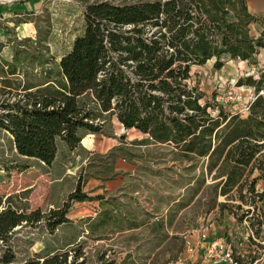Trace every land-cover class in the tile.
<instances>
[{
  "label": "trees",
  "instance_id": "1",
  "mask_svg": "<svg viewBox=\"0 0 264 264\" xmlns=\"http://www.w3.org/2000/svg\"><path fill=\"white\" fill-rule=\"evenodd\" d=\"M256 24L262 31L253 36ZM11 41L14 60H0V129L18 155L49 166L59 145L77 149L85 134L116 118L142 136L131 146L159 150L173 166L205 159L198 187L202 173L212 174L214 201H226L217 206L228 208L235 223L249 219L264 241V190L257 189L264 181V71L237 81L254 94L245 115L207 96L191 75L212 59L216 71L226 58L255 63L264 49V16L251 15L245 0H96L85 7L81 35L56 63L38 52L39 35ZM121 152L114 148L108 158L130 159ZM86 200L78 182L64 207L47 216L5 206L0 245L17 227L45 223L54 232L69 222V204ZM13 262L11 250L0 257V264ZM18 264H87V256L73 244Z\"/></svg>",
  "mask_w": 264,
  "mask_h": 264
},
{
  "label": "rangeland",
  "instance_id": "2",
  "mask_svg": "<svg viewBox=\"0 0 264 264\" xmlns=\"http://www.w3.org/2000/svg\"><path fill=\"white\" fill-rule=\"evenodd\" d=\"M95 1L0 0L2 4L25 3L15 12L22 17L13 20L23 24L12 27L13 36L32 41L30 38L36 40L39 35L38 52L55 63L81 35L85 7ZM250 34H256L251 27ZM1 39L6 37L0 30ZM212 61L192 69L194 83L231 113L238 112L248 101L251 88L237 86V81L247 76L256 79L259 71H264V60H225L217 71ZM140 139L138 132L124 130L116 118H111L102 132L86 134L77 149L70 151L59 145L48 166L18 155L11 136L0 129V210L9 205L22 213L38 210L47 216L64 207L78 182L81 193L90 198L71 202L66 216L69 222L52 233L45 223L15 228L8 243L0 245V257L11 250L13 264H18L45 250L79 244L87 264H202L206 259L208 264H228L221 260L219 248L239 264H264V241L256 237L249 219L235 223L228 208L217 206L226 202L224 197L214 201L213 184L217 181L212 180V174L202 173L204 180L198 187L206 160H196L192 167L188 163L173 166L170 157L159 150L130 145ZM114 148H121V154L130 159L108 158ZM257 189L264 190V181ZM217 226L229 232L228 238L211 244L200 255L199 245L208 242V232ZM201 231L206 236L203 241Z\"/></svg>",
  "mask_w": 264,
  "mask_h": 264
},
{
  "label": "crops",
  "instance_id": "3",
  "mask_svg": "<svg viewBox=\"0 0 264 264\" xmlns=\"http://www.w3.org/2000/svg\"><path fill=\"white\" fill-rule=\"evenodd\" d=\"M245 1H246L247 10L251 15H253L255 17H263L264 16V0H245ZM41 4H42L41 2L38 4L39 10L42 8ZM21 5H25V3L19 4V5H13V4H9V3L8 4L7 3L2 4L0 2V21L5 22L4 23L5 25L3 23L0 24V30L2 31L3 35H5V37H6V39L0 40V60H14L13 59V51H12L13 42L11 41L13 38H15V36H13V29L17 28V26H20L23 23L20 21L17 22L18 20H13V19L22 17V16H19V14H15L16 10L19 11V7ZM38 11H35V13H37ZM12 22H15L16 24L12 26ZM24 24L30 25L27 23H24ZM14 26H16V27H14ZM12 27H13V29H12ZM30 27L31 26L28 27L29 30H30ZM251 29L253 31H255V33H256L255 36H258L259 33L262 31L261 26L258 24L251 25ZM16 38L18 40H22L18 37H16ZM24 39H29V37H26ZM30 39H32V41H34L35 37H32ZM212 60H213L212 62H214V59H212ZM226 60H232V59L226 58ZM254 60H264V49H260L258 51V53L254 57ZM244 62L249 63L248 61H240V63H244ZM85 136H86V134L84 135V137ZM207 235H208V242H202L199 245V248H201V251L199 252L200 255H203V253H206L208 247L211 244H213L212 246H215V245H218L220 242L226 240L229 236V232H226L225 230H223V228L217 226V229L209 231ZM194 249L196 250V248H194ZM209 261H210L209 259H206L203 261L202 264H208ZM216 264H218V263H216Z\"/></svg>",
  "mask_w": 264,
  "mask_h": 264
},
{
  "label": "built area",
  "instance_id": "4",
  "mask_svg": "<svg viewBox=\"0 0 264 264\" xmlns=\"http://www.w3.org/2000/svg\"><path fill=\"white\" fill-rule=\"evenodd\" d=\"M249 91H251V95L249 96L248 101L246 102V104L244 105V107L242 109H240L238 112H234L235 114H238V115H245L246 114L249 104L254 99V94H253L252 90L249 89ZM205 237L206 236H205L204 231H201L200 232V238L202 240H204ZM219 249L220 250H218V251H219V255H220V258H221L222 261H224L225 263H228V264H237V262H235V260H233L232 256H230L229 253H226L221 248H219Z\"/></svg>",
  "mask_w": 264,
  "mask_h": 264
},
{
  "label": "bare ground",
  "instance_id": "5",
  "mask_svg": "<svg viewBox=\"0 0 264 264\" xmlns=\"http://www.w3.org/2000/svg\"><path fill=\"white\" fill-rule=\"evenodd\" d=\"M84 145V144H83Z\"/></svg>",
  "mask_w": 264,
  "mask_h": 264
}]
</instances>
